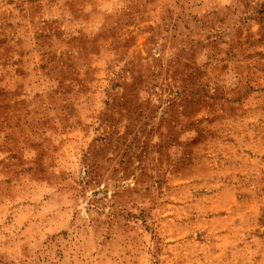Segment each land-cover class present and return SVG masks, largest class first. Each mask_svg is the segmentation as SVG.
<instances>
[{"label":"rangeland","instance_id":"rangeland-1","mask_svg":"<svg viewBox=\"0 0 264 264\" xmlns=\"http://www.w3.org/2000/svg\"><path fill=\"white\" fill-rule=\"evenodd\" d=\"M0 264H264V0H0Z\"/></svg>","mask_w":264,"mask_h":264}]
</instances>
